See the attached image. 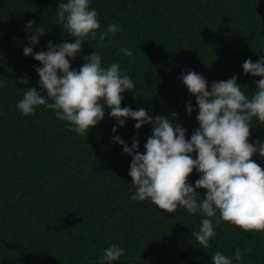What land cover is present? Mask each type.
I'll return each mask as SVG.
<instances>
[{
	"label": "trees",
	"instance_id": "obj_1",
	"mask_svg": "<svg viewBox=\"0 0 264 264\" xmlns=\"http://www.w3.org/2000/svg\"><path fill=\"white\" fill-rule=\"evenodd\" d=\"M56 6L57 0H0V264H96L111 243L125 249L113 264H211L215 251L232 256L237 248L241 261L233 264H264V231L214 223L215 236L203 249L191 236L199 214L180 207L170 214L131 200V157L112 140L115 120L107 107L104 119L83 134L44 106L20 113L16 103L24 89L41 91L33 67L40 62L23 55V47L38 52L48 41L75 40L56 24ZM90 7L97 11L98 32L110 23L121 31L108 47L87 40L70 66L78 70L93 50L102 66L119 61L135 85L122 94L121 107L151 109L153 116L176 113L174 123L186 129V139L198 127V109L179 79L182 72L195 71L209 83L236 75L248 96L256 87L259 77L242 74L241 65L264 56V0H91ZM38 26L45 32L30 45ZM121 47L133 55L122 56ZM134 123L128 119L115 135L131 146L138 134L143 153L151 129L137 130ZM250 132V141L264 139V123L253 118ZM250 159L264 170V158ZM198 178L193 170L187 182Z\"/></svg>",
	"mask_w": 264,
	"mask_h": 264
},
{
	"label": "clouds",
	"instance_id": "obj_2",
	"mask_svg": "<svg viewBox=\"0 0 264 264\" xmlns=\"http://www.w3.org/2000/svg\"><path fill=\"white\" fill-rule=\"evenodd\" d=\"M90 4L91 0H57L56 24L66 28L69 37H75L73 42L48 41L46 50L38 52L32 46L23 47V55L40 62L41 66L33 67L41 91L25 88L16 108L23 115L32 114L38 106L52 109L57 119L68 122L71 131L83 134L104 119L107 107L108 117L115 120L112 140L131 157L128 176L135 192L129 198L147 200L170 214L178 207L199 214L191 236L203 249L215 236L214 223L225 221L245 231H264V170L250 159L253 155L264 158V139L249 140L253 118L264 123V56L255 62L246 58L241 65L242 74L259 77L251 96L241 90L236 75L209 83L195 71L180 74L181 83L195 98L198 109V127L186 139V129L174 123L176 113L153 116L151 109L121 107L122 94L131 92L135 85L119 61L102 66L101 55L93 50L82 56L84 63L78 70L70 66L87 40L98 38L101 47H108L121 31L118 24L110 23L98 32L100 21ZM32 23L29 21L27 27ZM44 32L36 27L28 37L30 45L38 43ZM119 52L122 56L133 55L128 47L119 48ZM18 82L29 83L26 78ZM192 111L191 101L186 102V114ZM128 119L135 122L137 130L150 126L151 135L143 144V153L138 151V134L131 146L115 135L117 127H123ZM193 170L199 178L189 183L187 178ZM199 189L205 190L203 196ZM124 255L125 249L119 243H111L102 250L96 264H113ZM234 260L241 261L239 248L232 256L219 250L211 254V264H233Z\"/></svg>",
	"mask_w": 264,
	"mask_h": 264
}]
</instances>
